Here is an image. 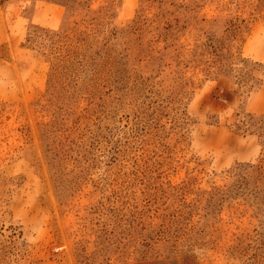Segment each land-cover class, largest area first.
<instances>
[{
  "label": "rangeland",
  "instance_id": "obj_1",
  "mask_svg": "<svg viewBox=\"0 0 264 264\" xmlns=\"http://www.w3.org/2000/svg\"><path fill=\"white\" fill-rule=\"evenodd\" d=\"M262 121L264 0H0V264H264Z\"/></svg>",
  "mask_w": 264,
  "mask_h": 264
},
{
  "label": "trees",
  "instance_id": "obj_2",
  "mask_svg": "<svg viewBox=\"0 0 264 264\" xmlns=\"http://www.w3.org/2000/svg\"><path fill=\"white\" fill-rule=\"evenodd\" d=\"M260 125L264 128V121L260 122ZM259 130H260V128H259ZM263 132L264 131H261L260 133L262 134ZM263 153H264V151H263ZM250 167L254 168L252 170L257 174V176L255 177V180L264 181V156L259 161V164L252 165Z\"/></svg>",
  "mask_w": 264,
  "mask_h": 264
}]
</instances>
